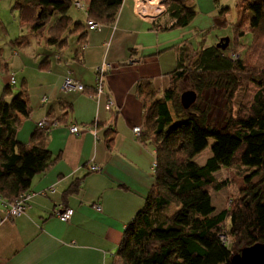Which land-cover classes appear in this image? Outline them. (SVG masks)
I'll use <instances>...</instances> for the list:
<instances>
[{
    "label": "crops",
    "instance_id": "0c3cea01",
    "mask_svg": "<svg viewBox=\"0 0 264 264\" xmlns=\"http://www.w3.org/2000/svg\"><path fill=\"white\" fill-rule=\"evenodd\" d=\"M185 1L196 14L185 28L173 27L175 20L167 13L154 22L143 20L134 13L132 0H123L114 23L101 25L97 31L87 29L83 8L85 21H78L83 30L69 32L68 41L73 37L76 43L70 54H62L67 39L62 44L50 41L60 50L52 56L28 51L20 59L13 50L17 56L11 58L14 67L6 63L0 87L4 86L9 98L13 77V85L20 83L19 92L27 94L30 110L26 118L17 116L15 138L30 146L39 140L36 131L41 120L55 122L43 141L54 162L33 179L25 212L0 222V264L117 261L128 223L143 208L154 185L155 150L133 133L135 127L143 130L146 121L145 96L139 89L148 86L162 97L171 84L180 51L195 50L204 40L200 38L215 28L221 8L230 11L241 0ZM70 16L76 22L75 15ZM59 53L62 57L58 59ZM103 65L110 70L103 78L102 93L97 94L96 70ZM68 75L83 85V92H61ZM71 125L90 130L72 135ZM107 129L114 133L110 143ZM91 165L100 170L89 172ZM65 209L73 215L61 222L55 212Z\"/></svg>",
    "mask_w": 264,
    "mask_h": 264
},
{
    "label": "trees",
    "instance_id": "16d2710c",
    "mask_svg": "<svg viewBox=\"0 0 264 264\" xmlns=\"http://www.w3.org/2000/svg\"><path fill=\"white\" fill-rule=\"evenodd\" d=\"M82 1L87 21L101 25L114 23L123 2ZM164 3L175 28L189 26L196 16L185 0ZM72 5L73 0H16L15 8L21 25L30 27L28 36L40 38L50 25L60 29L61 38L84 28L82 23L73 22L69 13ZM238 7L247 16L249 30L240 32L237 40L250 34L253 46L257 42L255 55L264 60V0H241ZM225 14L226 8L218 12L215 27L224 26ZM27 38L18 37L10 44L21 46ZM56 40L50 36L49 42H65ZM226 52L216 46L182 49L162 97L148 86L139 89V94L149 99L145 117L150 120L151 132L142 131L139 141L155 150L154 185L143 208L128 223L114 264H231L232 256L243 248L264 243V63H248L240 55L233 60ZM1 58L0 49L3 71L7 64ZM185 61L187 66L183 67ZM244 84L252 87L253 94L247 108L234 115V98ZM184 89L197 95L188 110L180 103ZM218 94L226 104L220 110L221 122L211 119L214 107L208 104ZM29 112L26 93L18 92L8 101L0 97V196L8 203L27 193L33 179L54 162L43 144L48 131L37 129L39 140L30 146L16 140L17 116L26 118ZM106 132L110 143L114 133L111 129ZM209 145L210 157L203 165L195 163V157ZM236 164L251 171L244 180L247 187L231 208L216 212L210 191H221L226 182H218L215 173ZM173 206L177 209L170 214ZM222 237L229 244H224Z\"/></svg>",
    "mask_w": 264,
    "mask_h": 264
},
{
    "label": "rangeland",
    "instance_id": "374dc122",
    "mask_svg": "<svg viewBox=\"0 0 264 264\" xmlns=\"http://www.w3.org/2000/svg\"><path fill=\"white\" fill-rule=\"evenodd\" d=\"M82 3L84 5L83 1ZM15 4H16V0H0V49L2 50V58H1L2 63H7L9 68H13L14 66H11L13 63L12 62L13 59L11 58L17 56L20 59L24 58V54L27 53L28 51H30V53H34L37 51L38 53L47 54L51 56L56 51H60L58 46L55 47L51 45V43L49 42L50 36L51 37L54 36L55 38H57L56 42L58 41V39L60 40V36H58L60 29L50 28L49 25L47 26V29L44 30V32L42 33V37L35 39L34 37L28 36L30 33L29 32L30 27H28V25H23V26L21 25L20 12L18 9L15 8ZM69 12L75 15L76 22L85 21L83 16L84 9L78 10L76 6L72 5ZM226 14H225L224 26L219 28L215 27L209 30L207 33H205L204 36L200 38V40L202 38H204V40L198 42L197 45L195 44L196 45L195 50H200L206 47H210L213 44L216 46L219 43L220 39L229 38L230 42L228 48L226 49L227 57L233 58V60H235L234 56L240 55V57H242L248 63H261L262 65L264 63V60L260 59L261 60L260 61L258 59V55H255L256 54L255 48H257L256 47L257 42H255L253 46L252 36L250 34H247V36H245L244 39L242 38L239 41L237 40V36L240 32L244 34L249 30L248 19L246 14H244L239 10L238 3L236 4L234 3L230 11L228 8H226ZM161 16H158L155 19H151V21L154 22L157 19H159ZM257 35L258 33H255V38ZM21 36L29 38V39L27 38L28 41L26 42V44L30 43L28 47L25 46L24 44H23L24 46L21 45L20 47L19 46L12 47L10 42ZM61 36H63L64 40L67 39V43H66L67 45L63 49L62 54H64L65 51H67V53L70 54L75 49V45H76L75 39L71 37L72 40L68 41L70 39V34H66V33H64ZM13 50L17 52V56L13 55L14 53ZM62 54L59 53L58 55H56L58 59L62 57ZM187 62L188 61H185V63H183V67L187 66ZM5 73L6 72L0 71V78L3 75H5ZM0 83H1V79H0ZM11 85L12 86L10 87V90L12 94L11 96H9V98L7 92H5L4 90V86L0 87V97L5 92V96H6L5 98L7 101L10 100L12 97H14L16 94H18V92L20 91L19 90L20 83H18L17 85H13V84ZM185 91L186 89L181 91L180 95ZM252 94H253L252 87L244 84L234 98V102H233L234 115H237L240 111H243L244 109L247 108L248 102L251 100ZM144 101L146 102V104H149L148 98H145ZM209 101L210 102H208V104L211 107H214L211 110L212 111L211 119L216 120V122L219 121L221 122L223 113L220 110H222L224 106L226 107L225 99L220 94H218V97L215 98V100L212 99ZM169 109L171 110V113L173 115L171 104H169ZM145 111L147 110L145 109ZM173 118L175 121L174 115ZM149 123L150 120L146 118L143 130L144 132L147 131L148 134L149 132H151ZM143 130H141L139 136L141 135ZM209 144H212V140L210 141ZM210 155L211 154H210V145H209V147L205 149V151H203L201 154L195 157L194 162L199 165H203L208 159V157H210ZM250 172H251L250 170L244 167H240L239 165L236 164L229 168H223L219 172L215 173V178L218 182H226V187L221 191L219 192H215L213 190L210 191L212 204L215 207L216 212L223 209L231 208L233 204L242 197L241 192L247 187L245 185L244 180L245 177L248 174H250ZM176 209L177 208L173 206L170 210V214L174 213Z\"/></svg>",
    "mask_w": 264,
    "mask_h": 264
},
{
    "label": "built area",
    "instance_id": "2783aa9c",
    "mask_svg": "<svg viewBox=\"0 0 264 264\" xmlns=\"http://www.w3.org/2000/svg\"><path fill=\"white\" fill-rule=\"evenodd\" d=\"M132 2H133L134 13L143 20L155 19L158 16L164 15L166 13V7L164 3L165 0H132ZM75 6L77 9L83 8L81 3L79 2H75ZM86 27L89 31H97L101 28V25L94 22L93 20H88ZM234 57L235 59L238 58L237 56ZM109 68L110 67L108 65H103L97 68L96 70L95 90L97 94L102 93L103 78L106 75V73L109 71ZM14 83H15L14 78L11 77L10 85ZM60 90L62 93L83 92L84 87L79 81L73 79L70 75H68L63 79ZM54 127H56V123L48 119H43L37 124L38 129L46 130L48 132L51 130V128ZM87 130H90L89 127L80 128L75 125H71L68 127V131L72 135H80L86 132ZM140 132H141V128L139 127H135L133 129V133H135L137 136H139ZM99 170H100L99 167H97L96 165L95 166L91 165L88 167V171L92 173L98 172ZM29 199H30V195L25 193L20 195L13 203H8L0 196V222L7 219H14L20 217L25 212ZM95 209L97 211L101 210L99 206H95ZM1 213H4V216H1ZM72 215H73V211L70 209L57 210L55 212V216L61 222H68L71 219ZM221 240L224 244H229V241L224 237H222Z\"/></svg>",
    "mask_w": 264,
    "mask_h": 264
},
{
    "label": "water",
    "instance_id": "95a60500",
    "mask_svg": "<svg viewBox=\"0 0 264 264\" xmlns=\"http://www.w3.org/2000/svg\"><path fill=\"white\" fill-rule=\"evenodd\" d=\"M230 39H220L216 45L221 50L228 48ZM197 99L194 91L188 90L180 95V103L183 109L188 110ZM231 264H264V243H257L251 247L243 248L238 254L231 258Z\"/></svg>",
    "mask_w": 264,
    "mask_h": 264
}]
</instances>
